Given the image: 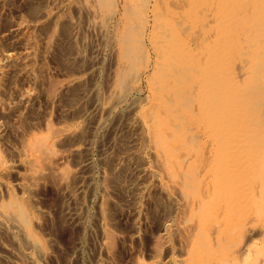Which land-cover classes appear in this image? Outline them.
<instances>
[{"label":"bare ground","instance_id":"1","mask_svg":"<svg viewBox=\"0 0 264 264\" xmlns=\"http://www.w3.org/2000/svg\"><path fill=\"white\" fill-rule=\"evenodd\" d=\"M80 1L99 28L102 48L114 56L109 93L86 106L90 87L80 83L72 88L80 95L81 122L68 124L85 127L78 129L83 146L74 150L82 153L78 169L68 166V155L58 152L47 134L26 138L17 151L18 193L16 184L4 180L10 165L0 153V184L8 191V198L0 200V235L7 233L9 241L0 242L8 253L4 260L41 264L48 251L59 249L55 239L75 224L83 227L82 234L75 233L87 238L90 211L80 213L83 202L77 196L85 183L91 185L88 173L98 164L91 156L94 138L102 130H118V115L110 117L121 105L137 104L142 106L139 114L120 115L126 116V127L133 119L141 124V137L165 178L164 189L180 199L179 223L193 247L190 263L264 264L260 258L248 262L249 254L264 253V243L258 248L255 239L264 240V0ZM95 64L93 56L90 68ZM143 78L149 83L150 103L135 97V104H129L131 95L142 90ZM4 83L0 57V85ZM68 124V129L75 127ZM124 175L117 171L111 176V186L123 199ZM42 201L57 212L54 245L43 243L34 231L51 217L40 210ZM251 226H259L255 240L239 242Z\"/></svg>","mask_w":264,"mask_h":264},{"label":"rangeland","instance_id":"2","mask_svg":"<svg viewBox=\"0 0 264 264\" xmlns=\"http://www.w3.org/2000/svg\"><path fill=\"white\" fill-rule=\"evenodd\" d=\"M71 42L80 50L70 49ZM102 44L99 28L80 0H0V57L4 59L6 83L5 87L0 85V153L10 165L4 180L16 184V192L19 193L17 182L21 170L17 151L23 147L24 139L34 135L47 134L50 144L68 155V166L78 169L76 161L82 153L75 151L83 146L78 129H85L70 123L77 129L74 132L66 126L69 122H81V106L77 102L80 95H74L72 88L80 83L90 87L89 96L83 101L86 106L92 105L93 100L105 99L109 93L107 76H112L116 63L112 51L105 45L102 48ZM93 56L96 64L92 69ZM141 84L142 90L131 95L129 104H135L132 103L135 97H141L140 103L145 99L146 105L150 103L149 83L143 78ZM135 105L130 108L123 104L112 114L110 120L118 115V130L113 134L102 130L94 138L91 156L98 164L88 173L91 185L85 183L77 196V201L83 202L80 213L90 211L87 238L79 237L83 227L75 224L70 231L80 233H75L76 238L72 239L74 234L67 231L55 239L52 220L57 212L42 201L40 210L50 214V219H45L50 223L43 219L41 225L35 226V234L45 244L54 245L55 239L54 248L66 256L52 247L41 264H60L63 260L62 264H169L171 261L192 264L189 255L193 247L184 238L183 223H179L180 199L164 189L165 178L155 165L146 139L141 137V124L133 119L131 126L126 127V116L120 115L139 114L142 106ZM73 109L80 110L76 116ZM51 126L55 132L50 131ZM128 134L132 135L129 141ZM100 143L104 144L107 155L102 156ZM117 171L125 174L124 199V194L111 186V176ZM7 198V188L0 184V200ZM103 207L108 208L107 212L103 213ZM255 227L251 226L247 236L238 241L256 239L260 248L264 240L254 239L259 226ZM6 237L7 233L3 232L0 242L9 243ZM4 255L8 253L0 249V264H9ZM256 258L264 259V253L249 254L248 262Z\"/></svg>","mask_w":264,"mask_h":264}]
</instances>
